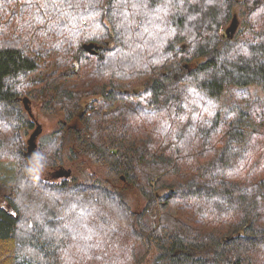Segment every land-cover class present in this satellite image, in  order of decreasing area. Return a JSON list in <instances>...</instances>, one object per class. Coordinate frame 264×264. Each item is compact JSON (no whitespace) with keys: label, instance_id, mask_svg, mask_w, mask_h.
I'll return each instance as SVG.
<instances>
[{"label":"trees","instance_id":"1","mask_svg":"<svg viewBox=\"0 0 264 264\" xmlns=\"http://www.w3.org/2000/svg\"><path fill=\"white\" fill-rule=\"evenodd\" d=\"M251 86L264 0H0V160L15 163L0 264H264ZM226 91L241 103L222 109ZM23 95L62 111L56 138L106 175L31 174Z\"/></svg>","mask_w":264,"mask_h":264},{"label":"rangeland","instance_id":"2","mask_svg":"<svg viewBox=\"0 0 264 264\" xmlns=\"http://www.w3.org/2000/svg\"><path fill=\"white\" fill-rule=\"evenodd\" d=\"M236 9H239L237 14L240 18V6ZM224 30L225 28L221 26L219 33L223 34ZM23 97L29 99L27 103L29 112L24 108V103L22 102L23 110L35 125L34 129H31L29 134L23 138L24 141L30 142V149H28V151H30L28 165L31 174L43 180L55 182L65 178L69 179L71 173L78 178L81 177L82 173L87 172H94L100 176L106 175L105 167L93 163L87 155L82 154L78 150L76 144L71 140L70 135L66 134L68 139H64L61 143V138H56L59 136L56 133L60 130L62 121H65L62 111L56 109L54 112L48 113L45 111L43 102L40 98L35 97L32 99L27 95H23ZM245 97L248 98V101H251L250 104L253 106L252 115L260 116L264 123V89L251 86L247 93H245ZM239 100L240 98L234 99L231 91H226L221 97V107L222 109L226 108L232 101L240 104L241 102ZM94 105L95 109L99 108L97 103ZM107 109L110 108L106 107L103 111H107ZM72 121L75 126H79L76 119ZM65 171L68 173L66 174ZM14 181V161L0 160V204H5L7 197L10 195V186L14 184ZM144 206L145 200L135 195L132 204L134 210L140 211Z\"/></svg>","mask_w":264,"mask_h":264},{"label":"water","instance_id":"3","mask_svg":"<svg viewBox=\"0 0 264 264\" xmlns=\"http://www.w3.org/2000/svg\"><path fill=\"white\" fill-rule=\"evenodd\" d=\"M82 47L88 51L91 54H95L96 53V48L98 47L96 44H94L93 42H89V43H84L82 45ZM136 91V90H135ZM29 102V99L24 97L23 98V103H24V108L27 110V112H29V107L27 106V103ZM30 154V151H29Z\"/></svg>","mask_w":264,"mask_h":264},{"label":"flooded vegetation","instance_id":"4","mask_svg":"<svg viewBox=\"0 0 264 264\" xmlns=\"http://www.w3.org/2000/svg\"><path fill=\"white\" fill-rule=\"evenodd\" d=\"M74 127H75V128H78L79 126H75V125H74ZM33 129H34V128H33Z\"/></svg>","mask_w":264,"mask_h":264}]
</instances>
